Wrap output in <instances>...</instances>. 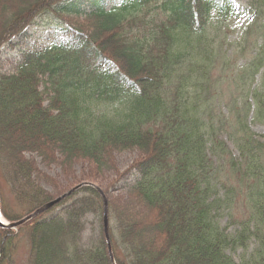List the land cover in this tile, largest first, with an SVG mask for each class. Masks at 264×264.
<instances>
[{
	"label": "trees",
	"instance_id": "16d2710c",
	"mask_svg": "<svg viewBox=\"0 0 264 264\" xmlns=\"http://www.w3.org/2000/svg\"><path fill=\"white\" fill-rule=\"evenodd\" d=\"M71 1L0 0V48L45 13L68 35L0 72L3 218L57 196L36 157L103 190L115 264H264V132L250 127L264 126V0ZM125 151L136 158L121 171ZM102 210L84 187L0 227V264L23 229L27 264H111Z\"/></svg>",
	"mask_w": 264,
	"mask_h": 264
},
{
	"label": "rangeland",
	"instance_id": "374dc122",
	"mask_svg": "<svg viewBox=\"0 0 264 264\" xmlns=\"http://www.w3.org/2000/svg\"><path fill=\"white\" fill-rule=\"evenodd\" d=\"M76 1L77 6L81 9L89 10L93 6V0H72L74 3ZM100 3V7H104L108 9L110 6L117 3L119 0H96ZM234 3L235 8H240L244 10L246 8V1L244 0H231ZM55 15L53 13H45L42 16H39L35 19L33 25L27 27L25 30V35L21 37H15L11 41L10 45H4L0 48V72L9 74L13 72V68L18 60L21 58V55L26 51H35L39 48H43L48 45L51 41L56 40L57 42L68 41V35L64 32L63 27L58 24L54 19ZM244 18H239L231 29L235 28L236 32L233 34H229V36H235L238 32V29L243 25ZM230 32V30H228ZM212 113L213 115L218 114V108L215 105H212ZM251 129L256 133H263L264 126L251 124ZM136 158V153L133 151H125L116 154L115 161L117 167L121 171H125ZM38 167L41 171L52 177L57 183V190L53 192V194L58 197L71 189L73 186L77 185L72 179L65 180L60 169L54 165L45 167L39 162V159L36 158ZM75 177L78 180L80 178L81 172L83 170V166L75 165ZM133 177L129 178V182L132 181ZM128 182V181H127ZM46 190L52 192V188L47 186L46 184H41ZM4 198L8 201L6 204L8 208L12 207V195L10 194L9 185H3L2 191ZM61 193V194H60ZM60 194V195H59ZM55 197V198H56ZM227 221L226 218H223L221 223ZM232 229V228H229ZM17 232V231H15ZM28 238L26 236V229H23L16 238L15 249L12 253L11 261L9 264H27L28 261Z\"/></svg>",
	"mask_w": 264,
	"mask_h": 264
},
{
	"label": "water",
	"instance_id": "95a60500",
	"mask_svg": "<svg viewBox=\"0 0 264 264\" xmlns=\"http://www.w3.org/2000/svg\"><path fill=\"white\" fill-rule=\"evenodd\" d=\"M83 187H90V188L94 189L95 191H97V193L100 195V197L102 199V205H103V211H102L103 233H104L105 242H106V245H107V251H108V254H109L110 261H111L112 264H115L114 259H113V255H112L111 245H110L109 233H108V201H107V197L104 194V192L102 191V189L99 188L95 184H91V183L78 184V185L74 186L73 188L69 189L67 192L63 193L62 195H60V196L56 197L55 199L45 203L44 205H42L41 207L36 209L31 214L27 215L23 219H21L19 221H16V222H13V223L6 222L2 218V216L0 215V219L1 218L3 219L2 222L0 221V227L6 228V229H14L15 230L16 228L24 225L25 223L31 221L34 218H36L38 215H40V214L44 213L45 211L49 210L50 208H52L53 206H55L56 204H58L59 202H61L62 200H64L65 198H67L68 196L72 195L74 192L78 191L79 189H81Z\"/></svg>",
	"mask_w": 264,
	"mask_h": 264
},
{
	"label": "bare ground",
	"instance_id": "6f19581e",
	"mask_svg": "<svg viewBox=\"0 0 264 264\" xmlns=\"http://www.w3.org/2000/svg\"><path fill=\"white\" fill-rule=\"evenodd\" d=\"M0 221L2 222L3 220H2V219H0Z\"/></svg>",
	"mask_w": 264,
	"mask_h": 264
}]
</instances>
